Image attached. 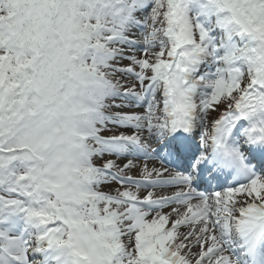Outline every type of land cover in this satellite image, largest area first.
<instances>
[{
	"label": "snow or ice",
	"instance_id": "6c2138e0",
	"mask_svg": "<svg viewBox=\"0 0 264 264\" xmlns=\"http://www.w3.org/2000/svg\"><path fill=\"white\" fill-rule=\"evenodd\" d=\"M0 264H264V0H0Z\"/></svg>",
	"mask_w": 264,
	"mask_h": 264
}]
</instances>
